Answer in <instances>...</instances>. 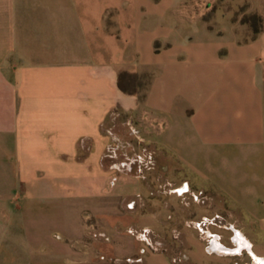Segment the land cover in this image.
I'll use <instances>...</instances> for the list:
<instances>
[{
  "label": "crops",
  "instance_id": "obj_1",
  "mask_svg": "<svg viewBox=\"0 0 264 264\" xmlns=\"http://www.w3.org/2000/svg\"><path fill=\"white\" fill-rule=\"evenodd\" d=\"M172 263L264 264V0H0V264Z\"/></svg>",
  "mask_w": 264,
  "mask_h": 264
},
{
  "label": "rangeland",
  "instance_id": "obj_2",
  "mask_svg": "<svg viewBox=\"0 0 264 264\" xmlns=\"http://www.w3.org/2000/svg\"><path fill=\"white\" fill-rule=\"evenodd\" d=\"M149 110V109H148ZM151 111V110H150ZM153 114L157 115V112H154L152 111ZM125 116L121 114V116L117 117V119L113 122V121H110V119L107 120L106 124L107 126H110L112 124H116L117 125V129H115V126H114V130L117 132V135H118V138L121 139H126V138H130V135L129 133H127L126 131H124V128L127 127L125 125V123H123L125 121ZM134 123V121L132 122V124ZM136 125V123H135ZM142 137L140 136L139 139H141ZM142 140V139H141ZM142 145V144H141ZM135 152V153H134ZM140 152V154H143V155H153L154 157V153L150 150V149H145L143 148V146H141V148L139 149H121L119 148L117 150V156H118V164L120 163V161H126V162H130L127 158H135L137 156L136 153ZM167 164H170V165H173L175 163V160L171 158V160H166ZM128 163L125 164V165H119V168H120V171H118V173H128V174H133L134 176H139V175H145L146 176V181L148 183V186L150 187V195L148 196H141V197H125L124 198V202H128L130 201L131 199H136V205L137 206H142L147 209V210H156L158 206H160L163 202V198L162 197H159L157 194H158V185H157V165L156 164H153L152 168H151V172H152V175H150L148 173V170L147 168H145L146 165H141V166H134L133 164L131 165L132 166V169L129 170L128 168ZM104 167H107L104 165ZM147 170V171H146ZM173 172V171H172ZM172 172H169L172 173ZM143 173V174H142ZM140 183L142 184L143 181L140 180ZM120 190H125L126 193H130V192H135V188L132 186V185H129V186H124L122 185L121 187H119ZM200 200V205H203L205 207V205L207 204V202L205 201V198H202L200 197L199 198ZM183 204V205H191L193 204V200L192 198H190L189 196H186L185 198H180V199H174V197H166V200H165V204L167 206H169L170 208L173 207L174 205L176 204ZM219 203V202H217ZM196 216V215H195ZM174 264V263H172Z\"/></svg>",
  "mask_w": 264,
  "mask_h": 264
},
{
  "label": "trees",
  "instance_id": "obj_3",
  "mask_svg": "<svg viewBox=\"0 0 264 264\" xmlns=\"http://www.w3.org/2000/svg\"><path fill=\"white\" fill-rule=\"evenodd\" d=\"M243 21L249 23L254 32L257 33L261 27V18L257 14H249L243 17ZM151 74L145 72L137 74L136 72L121 70L118 74V87L127 94H137L139 98L143 97V90L147 87Z\"/></svg>",
  "mask_w": 264,
  "mask_h": 264
}]
</instances>
